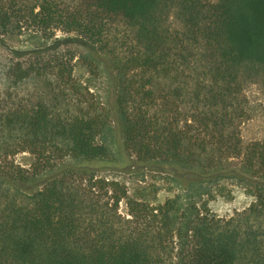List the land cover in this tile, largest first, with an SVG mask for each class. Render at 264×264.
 Returning <instances> with one entry per match:
<instances>
[{"label": "trees", "instance_id": "16d2710c", "mask_svg": "<svg viewBox=\"0 0 264 264\" xmlns=\"http://www.w3.org/2000/svg\"><path fill=\"white\" fill-rule=\"evenodd\" d=\"M55 30L78 38L7 45ZM259 80L264 0H0V264H264V141L240 131ZM226 182L252 200L222 217Z\"/></svg>", "mask_w": 264, "mask_h": 264}, {"label": "rangeland", "instance_id": "374dc122", "mask_svg": "<svg viewBox=\"0 0 264 264\" xmlns=\"http://www.w3.org/2000/svg\"><path fill=\"white\" fill-rule=\"evenodd\" d=\"M170 21L175 26L179 25L175 14L171 15ZM68 37L78 38L76 34H68L61 30H55L54 38L49 41L42 36H38L37 38L25 36L9 41L7 45L14 49L29 50L46 47L56 38L63 40L69 39ZM71 46L76 53L75 59L73 60L74 79L84 94L90 92L96 99H102L105 102L109 94L110 86L106 73L102 70V65L92 61L90 56L87 55L88 51L83 47L81 42H76ZM43 86L44 84L35 82L29 84L30 89L35 87L41 89ZM42 91L46 97L48 95L46 89L44 88ZM90 94L87 95V98H91ZM74 95L71 93L69 96L76 99ZM244 99L246 117L241 123L240 131L244 145L247 146L254 142L264 141V81L259 80L254 83H249L244 90ZM15 159L18 163L25 166L33 162V157L29 153H19ZM123 178L126 182L130 181L128 177L124 176ZM155 181L154 176L150 175L148 183H154ZM251 200L245 189L236 185L234 182H226L218 188L216 197L214 201L210 202V206L216 214L222 217H229L237 211L246 208L251 203Z\"/></svg>", "mask_w": 264, "mask_h": 264}]
</instances>
